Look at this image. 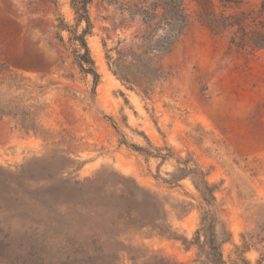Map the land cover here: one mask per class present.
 <instances>
[{
    "label": "rangeland",
    "instance_id": "rangeland-1",
    "mask_svg": "<svg viewBox=\"0 0 264 264\" xmlns=\"http://www.w3.org/2000/svg\"><path fill=\"white\" fill-rule=\"evenodd\" d=\"M144 1L91 4L94 86L59 28L75 26L70 0H0V264L207 260L204 238L190 242L206 209L225 260L264 258V48L214 35L184 0L189 24L162 58L170 74L145 95L113 71L154 27L128 9ZM263 1L241 8L264 21Z\"/></svg>",
    "mask_w": 264,
    "mask_h": 264
},
{
    "label": "trees",
    "instance_id": "trees-1",
    "mask_svg": "<svg viewBox=\"0 0 264 264\" xmlns=\"http://www.w3.org/2000/svg\"><path fill=\"white\" fill-rule=\"evenodd\" d=\"M93 1L70 0L76 21L75 26L71 27L62 18L59 28L69 31L75 61L83 73L93 76L94 86H97L100 75L87 41V36L91 34L93 28L90 15V6ZM193 1L197 5L196 17L198 21L214 35L234 30L232 38L234 42L232 43H235V39L238 37L241 42L247 43L253 48H264V21L259 20L261 17H255L250 12L242 10L243 0ZM128 9L133 16L140 17L144 23H152L154 27L148 36H144L142 44L138 47L141 52L130 51L123 55L122 57L130 58V63H114L113 71L128 88L138 87L145 95H150L156 84L166 80L170 74L164 67L162 58L172 51L175 44L184 35L189 24L190 13L184 0H146L143 4H135L129 6ZM261 13L264 16V1ZM250 22L255 23L256 26L259 25L261 29L251 28ZM83 24L82 30L79 31V27ZM109 119L111 118L109 117ZM113 124L115 125L114 122ZM130 147L138 151L143 150L135 144H130ZM188 162L185 160L184 164H188ZM187 171L192 175L202 200L208 206H213L216 199L214 186L208 182L206 174L199 167L189 168ZM184 175L176 178L179 180ZM217 224L218 218L214 211L206 209L201 218L200 228L195 233V239L190 242L198 243L201 237L204 238L203 244L207 248V260L196 258L188 264H235L228 262L223 256L222 243L225 240L219 239ZM263 261L264 258L261 257L259 264H262ZM170 264L185 263L170 262Z\"/></svg>",
    "mask_w": 264,
    "mask_h": 264
}]
</instances>
